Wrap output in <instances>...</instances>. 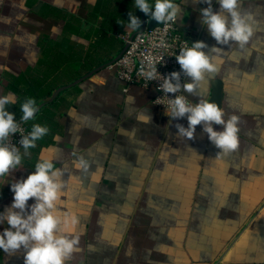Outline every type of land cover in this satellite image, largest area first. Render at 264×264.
Returning <instances> with one entry per match:
<instances>
[{
    "label": "crops",
    "instance_id": "1",
    "mask_svg": "<svg viewBox=\"0 0 264 264\" xmlns=\"http://www.w3.org/2000/svg\"><path fill=\"white\" fill-rule=\"evenodd\" d=\"M175 2L187 40L213 57V46L222 49L219 72L184 95L209 100L213 80L222 82L220 107L239 117V146L227 155L217 156L202 125L194 139L179 137L175 125L187 118L172 120L151 91L123 90L110 61L148 18L134 0H0V96L17 97L8 109L16 120L34 98L39 111L25 125L50 129L0 178V212L13 202L11 184L52 160L64 184L57 214L75 221L66 233L79 237L66 264H264V0H239L253 29L244 49L210 36L199 11L206 3ZM130 12L140 29L126 26ZM81 157L88 171L76 166ZM0 264H24V250H0Z\"/></svg>",
    "mask_w": 264,
    "mask_h": 264
},
{
    "label": "clouds",
    "instance_id": "2",
    "mask_svg": "<svg viewBox=\"0 0 264 264\" xmlns=\"http://www.w3.org/2000/svg\"><path fill=\"white\" fill-rule=\"evenodd\" d=\"M198 2L208 5L207 8L199 10L201 23L207 27L217 44H235L240 49L248 45L253 35L249 23L251 17L238 10L239 0H216L220 6L219 11L213 10L212 0ZM133 7L163 24L176 22L180 12V5L175 0H134ZM117 23L124 26L125 21L118 20ZM126 26L138 30L141 21L130 12ZM206 47L202 41L191 43L190 46L185 41L179 49V55L175 56L180 72L173 71L161 76L157 67H154L146 76L150 80L160 81L158 90L167 98V102L163 103L166 114L172 120L187 118V127L175 125L179 137L194 139L196 126L202 125L209 141L220 150L217 156L227 155L239 146V117L235 114L227 115L222 107L207 99L192 103L182 94L186 92L194 95L197 85L205 78L206 73L219 72V64L223 61L219 60L217 63L214 60L219 59L222 49L213 46L211 53L217 54L213 57L205 54L203 49ZM182 76L191 78V82H182ZM170 93L174 94V98L168 97ZM16 103L17 97L12 93L0 96V178H5L11 171L22 166L24 157L31 155L30 149L35 148L37 142L50 131L46 125L34 123L31 130L24 134L21 124L36 119L38 103L31 97L23 100L20 104V122L8 110ZM149 121L150 117L147 116L143 122ZM214 125L222 126L223 130H215ZM16 133L21 135L19 147L12 143V137ZM76 166L84 171H88L90 167L83 157L78 159ZM61 177L62 170L56 168L52 160L43 159L35 163L34 171L26 179L11 184L13 202L4 212H0V224L8 225L0 232V250L13 255L23 249L24 264H66L72 254L78 251L79 237L66 233L68 224L75 221L57 214V205L61 201L64 187ZM30 198L35 200L31 206L28 205Z\"/></svg>",
    "mask_w": 264,
    "mask_h": 264
},
{
    "label": "built area",
    "instance_id": "3",
    "mask_svg": "<svg viewBox=\"0 0 264 264\" xmlns=\"http://www.w3.org/2000/svg\"><path fill=\"white\" fill-rule=\"evenodd\" d=\"M185 41L189 42L190 46L191 42L187 40L180 29L178 17L174 23H161L151 29L145 27L142 31L124 37L125 49L113 63L117 77L124 84L123 90L127 91L130 86L138 85L151 91L152 103L156 107L166 110L163 103L167 102V98L158 90L160 81L148 79L146 73L154 67H157L161 76H166L173 71L180 72L181 69L175 56L179 55V49ZM142 69L143 71H141ZM186 79L187 77L182 76V82ZM168 97L174 98V94L170 93ZM21 130L24 134L30 131L24 123L21 124ZM20 139V133H16L12 137V143L19 147Z\"/></svg>",
    "mask_w": 264,
    "mask_h": 264
},
{
    "label": "water",
    "instance_id": "4",
    "mask_svg": "<svg viewBox=\"0 0 264 264\" xmlns=\"http://www.w3.org/2000/svg\"><path fill=\"white\" fill-rule=\"evenodd\" d=\"M160 24H161L160 22H157L154 19H151L150 16H148V18L143 21L142 28L139 31H142L145 27L151 29V28L158 26ZM124 49H125V46L123 47V49L119 53V55L116 57V59H114L113 61H110V64L115 62L120 57V55L123 53ZM221 98H222V82L219 79H214L212 82V85H211V96H210L209 101L214 102L220 106ZM17 122H20V119L17 120Z\"/></svg>",
    "mask_w": 264,
    "mask_h": 264
},
{
    "label": "rangeland",
    "instance_id": "5",
    "mask_svg": "<svg viewBox=\"0 0 264 264\" xmlns=\"http://www.w3.org/2000/svg\"><path fill=\"white\" fill-rule=\"evenodd\" d=\"M188 78H189V77H187V80H188ZM189 79H190V78H189ZM187 80H186V82H187ZM183 94H184V92H183Z\"/></svg>",
    "mask_w": 264,
    "mask_h": 264
},
{
    "label": "snow or ice",
    "instance_id": "6",
    "mask_svg": "<svg viewBox=\"0 0 264 264\" xmlns=\"http://www.w3.org/2000/svg\"><path fill=\"white\" fill-rule=\"evenodd\" d=\"M59 203H60V202H59ZM59 203H58V204H59Z\"/></svg>",
    "mask_w": 264,
    "mask_h": 264
},
{
    "label": "trees",
    "instance_id": "7",
    "mask_svg": "<svg viewBox=\"0 0 264 264\" xmlns=\"http://www.w3.org/2000/svg\"><path fill=\"white\" fill-rule=\"evenodd\" d=\"M25 124V123H24Z\"/></svg>",
    "mask_w": 264,
    "mask_h": 264
}]
</instances>
